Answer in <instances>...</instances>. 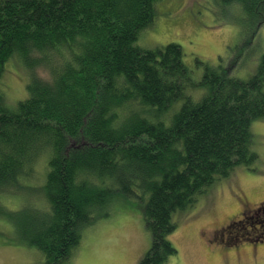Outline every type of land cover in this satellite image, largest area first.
<instances>
[{
  "label": "trees",
  "instance_id": "trees-1",
  "mask_svg": "<svg viewBox=\"0 0 264 264\" xmlns=\"http://www.w3.org/2000/svg\"><path fill=\"white\" fill-rule=\"evenodd\" d=\"M158 1L0 0V82L8 66L28 75L16 108L0 86V197L22 186L45 153L40 190L47 207L30 204L47 214L27 238L44 264L68 263L112 190L97 191L96 173L100 179L110 172L122 191L147 192L140 197L151 244L139 264H176L172 214L257 158L250 125L264 118V53L247 79L232 74L236 59L205 66L197 84L206 92L194 99L184 92L194 83L179 44L136 45ZM226 1L256 19H244L251 30L244 44L252 43L264 23V0ZM251 218L235 228L238 241H264L247 228L264 227V220Z\"/></svg>",
  "mask_w": 264,
  "mask_h": 264
},
{
  "label": "rangeland",
  "instance_id": "rangeland-1",
  "mask_svg": "<svg viewBox=\"0 0 264 264\" xmlns=\"http://www.w3.org/2000/svg\"><path fill=\"white\" fill-rule=\"evenodd\" d=\"M157 11L153 23L140 31L136 45L155 49L170 42L179 44L194 83L186 86L184 92L194 99L206 92L205 87L197 84L205 66L229 65L236 59L232 74L242 79H247L257 69L264 53V23L260 24L252 43L245 45L251 30L244 19L247 25L256 19L245 17L239 3L159 0ZM40 75L47 77L44 71ZM27 76L24 67L15 65L8 66L1 79L0 86L8 102L14 103L11 109L27 95V91L24 93ZM183 99L178 100L179 106ZM250 130L253 134L251 148L257 154L255 161L250 165H236L227 176L215 179L197 194L191 205L172 214L176 229L170 240L178 251L170 260L172 263L264 264V241L254 242L246 237L224 244L215 232L230 218H239L242 210L254 219V224H258L254 217H264L248 211L264 204V118L254 119ZM43 154L24 184L0 197V264H44L43 252L27 239L28 233L35 230L47 214L44 208L32 206L42 200L47 207L40 190L46 170ZM99 176L96 173L97 191L104 193L108 185L112 189L110 196L104 195L94 209V223L82 228L80 242L67 264H139L151 244L142 211L144 199L141 197L145 198L147 192L137 186L133 187L134 193L122 191L113 172L103 173L100 179ZM101 179L102 185L99 184ZM239 223L232 227L234 231L238 226L242 229ZM249 227L248 233L264 231L263 226ZM227 235L225 232L224 236ZM258 239L263 237L258 236Z\"/></svg>",
  "mask_w": 264,
  "mask_h": 264
},
{
  "label": "flooded vegetation",
  "instance_id": "flooded-vegetation-1",
  "mask_svg": "<svg viewBox=\"0 0 264 264\" xmlns=\"http://www.w3.org/2000/svg\"><path fill=\"white\" fill-rule=\"evenodd\" d=\"M250 212V214L252 215H258V214H262L264 216V204L263 205H259L258 206H255L254 208L248 210ZM246 211L245 210H242L240 212V217L239 218H230L227 223L218 228L217 230H215L216 232V235L220 236V240L221 241H224V244L227 243L228 240H236L238 241V232L237 231H234V229H232V227L236 226V224H238L239 222L242 223L243 221H246V218L247 215H246ZM262 219L264 220V217H262ZM247 222V221H246ZM235 223V225L233 224ZM239 223V224H240ZM225 232H228V235L227 237H225ZM255 234L258 236H262L264 238V231L263 232H255Z\"/></svg>",
  "mask_w": 264,
  "mask_h": 264
}]
</instances>
